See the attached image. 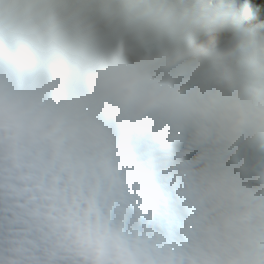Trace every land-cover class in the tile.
<instances>
[{
	"label": "clouds",
	"instance_id": "obj_1",
	"mask_svg": "<svg viewBox=\"0 0 264 264\" xmlns=\"http://www.w3.org/2000/svg\"><path fill=\"white\" fill-rule=\"evenodd\" d=\"M136 79V70L129 67L101 71L105 88L132 107H147L153 93H138ZM189 106L228 128L250 118L257 130L264 131V109L246 113L235 99L194 96ZM64 132L60 117L46 112L38 96L0 80V189H8L14 203L17 198L24 200L16 204L28 217L20 219L27 225L22 232L34 236L10 239V255H0V264H264V243L256 244V234L250 230L253 220L248 217L223 225L218 234L222 239H213L206 250L198 248L183 256L167 248L158 251L147 238L127 237L118 228H109L96 206L98 173L94 169L106 187H117L119 182L103 156L70 162ZM85 133L104 143L99 126ZM260 239L264 240V233Z\"/></svg>",
	"mask_w": 264,
	"mask_h": 264
},
{
	"label": "snow or ice",
	"instance_id": "obj_2",
	"mask_svg": "<svg viewBox=\"0 0 264 264\" xmlns=\"http://www.w3.org/2000/svg\"><path fill=\"white\" fill-rule=\"evenodd\" d=\"M202 12L196 19L223 24L239 32L264 36V0H196Z\"/></svg>",
	"mask_w": 264,
	"mask_h": 264
},
{
	"label": "bare ground",
	"instance_id": "obj_3",
	"mask_svg": "<svg viewBox=\"0 0 264 264\" xmlns=\"http://www.w3.org/2000/svg\"><path fill=\"white\" fill-rule=\"evenodd\" d=\"M12 39V38H11ZM0 40H1V38H0ZM145 90L147 91L148 90V88L145 86ZM124 119V118H123ZM122 120V119H121ZM217 166H218V162L217 161H212V164L210 165V168H209V176H208V168L206 167V161H202V163H201V166H200V170H201V173H202V175H203V177H204V179L205 180H209V179H212V178H215L214 176H213V171H215V169L217 168ZM225 169V167H223V169L222 170H224ZM219 175V174H218ZM217 175V176H218ZM193 200V198H192V196L189 194V197H188V201H187V206H188V204H190L191 203V201ZM188 207H190V210H192L193 209V207H191L190 205L188 206ZM193 211H194V209H193ZM194 214H196V212H194ZM192 215V214H191ZM190 221H192V219H190ZM194 230H195V227L191 224L190 225V231H189V235H193V233H194Z\"/></svg>",
	"mask_w": 264,
	"mask_h": 264
}]
</instances>
